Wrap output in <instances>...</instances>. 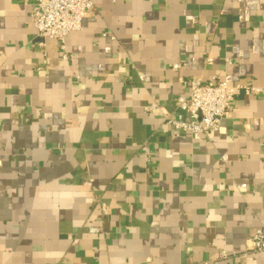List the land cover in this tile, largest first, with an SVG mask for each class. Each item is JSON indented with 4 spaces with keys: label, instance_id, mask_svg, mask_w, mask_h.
I'll return each instance as SVG.
<instances>
[{
    "label": "crops",
    "instance_id": "0c3cea01",
    "mask_svg": "<svg viewBox=\"0 0 264 264\" xmlns=\"http://www.w3.org/2000/svg\"><path fill=\"white\" fill-rule=\"evenodd\" d=\"M35 1L0 0V264H264V0H94L67 59ZM197 79L255 90L191 134Z\"/></svg>",
    "mask_w": 264,
    "mask_h": 264
},
{
    "label": "built area",
    "instance_id": "2783aa9c",
    "mask_svg": "<svg viewBox=\"0 0 264 264\" xmlns=\"http://www.w3.org/2000/svg\"><path fill=\"white\" fill-rule=\"evenodd\" d=\"M93 6L94 0H36L32 17L37 37L56 40L63 58L67 59V38L82 27L84 18ZM189 86L188 95L177 98L183 114L169 122L176 129L191 134L217 132L224 115L235 101L237 91L244 89L249 94L255 90L243 86H230L222 81L202 82L199 79L190 82ZM245 188L246 185L238 186V189ZM101 211L104 215L111 212L106 204L101 205ZM251 243L255 252L264 255V227L254 232ZM226 255L222 253L221 257Z\"/></svg>",
    "mask_w": 264,
    "mask_h": 264
}]
</instances>
